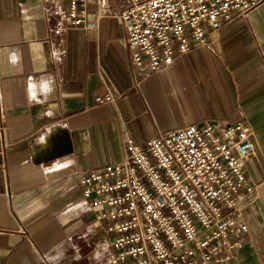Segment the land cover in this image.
<instances>
[{"label":"crops","instance_id":"0c3cea01","mask_svg":"<svg viewBox=\"0 0 264 264\" xmlns=\"http://www.w3.org/2000/svg\"><path fill=\"white\" fill-rule=\"evenodd\" d=\"M46 6L0 0V264H99L110 236L81 196L79 172L122 161L128 137L206 121L246 122L256 144L243 165L255 187L241 209L248 231L232 260L212 264H264V3L137 85L117 18H100L95 32L52 33L59 18L48 22ZM104 83L114 103L95 102Z\"/></svg>","mask_w":264,"mask_h":264},{"label":"built area","instance_id":"2783aa9c","mask_svg":"<svg viewBox=\"0 0 264 264\" xmlns=\"http://www.w3.org/2000/svg\"><path fill=\"white\" fill-rule=\"evenodd\" d=\"M52 33L77 27L95 32L102 17L117 18L131 57L135 85L174 57L208 46L215 31L264 0H41ZM95 19L89 21L90 7ZM97 104L114 103L104 83ZM6 125H0L4 135ZM55 130L49 129V132ZM252 127L243 121L128 137L122 161L79 172L81 196L110 236L99 264H212L233 259L248 226L244 163L256 154ZM4 138V136H3Z\"/></svg>","mask_w":264,"mask_h":264},{"label":"rangeland","instance_id":"374dc122","mask_svg":"<svg viewBox=\"0 0 264 264\" xmlns=\"http://www.w3.org/2000/svg\"><path fill=\"white\" fill-rule=\"evenodd\" d=\"M33 197L32 198H30V199H28V200H23L22 202H24L25 201V203H23L24 205L21 207L22 209L24 208V207H27L28 206V204H29V202H31L32 201V203H34V204H36V202H37V195H32ZM40 196H42V195H40ZM34 201V202H33ZM31 203V204H32ZM16 213H17V211H16ZM24 213H25V211H24Z\"/></svg>","mask_w":264,"mask_h":264},{"label":"clouds","instance_id":"9594fccd","mask_svg":"<svg viewBox=\"0 0 264 264\" xmlns=\"http://www.w3.org/2000/svg\"><path fill=\"white\" fill-rule=\"evenodd\" d=\"M49 91H51V88L49 89Z\"/></svg>","mask_w":264,"mask_h":264},{"label":"water","instance_id":"95a60500","mask_svg":"<svg viewBox=\"0 0 264 264\" xmlns=\"http://www.w3.org/2000/svg\"><path fill=\"white\" fill-rule=\"evenodd\" d=\"M54 140H55V139L53 138V142H54Z\"/></svg>","mask_w":264,"mask_h":264}]
</instances>
